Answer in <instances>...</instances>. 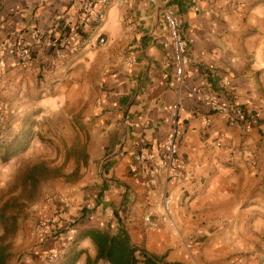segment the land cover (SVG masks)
<instances>
[{"label":"crops","instance_id":"0c3cea01","mask_svg":"<svg viewBox=\"0 0 264 264\" xmlns=\"http://www.w3.org/2000/svg\"><path fill=\"white\" fill-rule=\"evenodd\" d=\"M92 1L0 0V48L34 44L35 56L29 68L17 65V55L0 61L8 108L0 141L29 138L35 150L38 139L57 144L52 133L62 134L71 164L52 184L65 197L56 207L59 227L48 241L33 233L20 262L10 250L9 264H44L41 255L60 249L68 226L79 229L68 251L83 253L77 264L96 261L97 246L82 238L90 230L112 237L124 231L138 253L162 264H264V0H243L242 11L224 0H111L102 23L85 13ZM168 13L187 43L182 84ZM67 37L83 44L63 58L48 43ZM207 97L244 129L227 124ZM176 104L184 132L179 152L189 170L183 177L161 170L148 189L131 168L142 150L161 152L173 133ZM208 118L213 124L206 128ZM70 177L76 180L64 182Z\"/></svg>","mask_w":264,"mask_h":264},{"label":"built area","instance_id":"2783aa9c","mask_svg":"<svg viewBox=\"0 0 264 264\" xmlns=\"http://www.w3.org/2000/svg\"><path fill=\"white\" fill-rule=\"evenodd\" d=\"M152 4H156L158 0H149ZM235 11H242L244 8L243 0H224ZM111 0H94L85 6V13L95 23H102L106 18V10ZM171 39V47L174 52V63L176 69V82L179 84L184 83L186 74V65L188 63V50L187 43L182 34L181 26L178 19L172 14L168 13L165 17ZM34 42L40 43L42 36L39 32L32 33ZM83 41L75 37H67L59 41L49 42L48 46L53 49L58 55L65 58L68 55H75L80 52ZM104 39L100 40L103 44ZM169 46V45H167ZM6 55H17L18 66L21 68H29L35 60L34 56V44L21 47L14 43H7L0 48V61ZM208 102L213 106L214 112L218 114L227 124L230 126H238L244 129L243 125L239 124L236 118L226 109L220 105L213 97L206 98ZM174 115V129L171 136L165 142L161 152L159 154L152 152H145L142 150L139 152L135 159V164L131 168V174L136 183L148 188L153 189L158 182V173L161 170H165L177 177H183L188 173V162L180 156L179 142L182 139L184 132L180 127L179 111L180 106L178 104L173 107ZM8 108L1 99L0 89V127H3L7 121ZM213 120L208 118L204 122L206 128L211 127ZM249 131V129H245ZM218 146H224V139H222ZM228 149V147H226ZM249 165H254L255 154L248 152ZM65 197L61 193H51L48 195L40 208V213L37 219V223L34 228V236L48 241L52 236L56 228L59 227L60 221L57 217L56 207L59 203H64ZM166 211L170 213L171 203L169 200L165 203ZM55 209V210H54ZM145 223L150 229H156L158 223L154 221L151 216L145 217ZM79 235V229L75 226H68L63 233V243L59 250L50 251L41 255V261L44 264H57L74 246L75 241Z\"/></svg>","mask_w":264,"mask_h":264},{"label":"rangeland","instance_id":"374dc122","mask_svg":"<svg viewBox=\"0 0 264 264\" xmlns=\"http://www.w3.org/2000/svg\"><path fill=\"white\" fill-rule=\"evenodd\" d=\"M53 134L54 143L49 144L48 139L46 142H42L32 150L31 140L26 152L18 157L13 158L8 163H3L0 155V214L6 203L11 202L12 205L7 213L8 217H16L18 221V228L15 234L6 242V245L10 247V250L16 251L19 256V262L26 254L28 249L27 240L32 237L34 228L37 223V219L40 213V208L44 203L46 197L54 192L53 183L57 179L47 180L40 183L37 189H29L24 191L20 186V175L31 166L42 163L41 158L52 157L54 161L44 162L52 169L59 170L61 167L66 169L71 164L66 161V146L62 142L64 139L62 134ZM45 141V140H44ZM2 145L3 148L8 146ZM31 151V152H30ZM30 152L28 158H26ZM64 182H73L75 177L65 178ZM19 203V204H18ZM4 234V228L0 220V236ZM95 264H109L107 262H96Z\"/></svg>","mask_w":264,"mask_h":264},{"label":"trees","instance_id":"16d2710c","mask_svg":"<svg viewBox=\"0 0 264 264\" xmlns=\"http://www.w3.org/2000/svg\"><path fill=\"white\" fill-rule=\"evenodd\" d=\"M29 138H18L0 151L2 162L8 163L13 158L24 154L29 146ZM3 147L0 146V150ZM59 170L52 169L47 163H39L28 167L19 179L20 186L27 191L37 189L41 182L58 177ZM106 188V187H105ZM104 188V189H105ZM19 204V203H18ZM12 203L8 202L0 214V220L4 228V234L0 236V264H9L13 258L10 247L6 242L15 234L18 228L16 217H8L7 213ZM82 238L91 239L98 248L96 261L88 259V264H95L104 260L109 264H162L160 260L151 257L148 253H138L130 242L127 234L122 231L118 236L112 237L109 233L100 230H90L82 234ZM74 248L67 254L65 260L60 264H77L83 253H77Z\"/></svg>","mask_w":264,"mask_h":264}]
</instances>
